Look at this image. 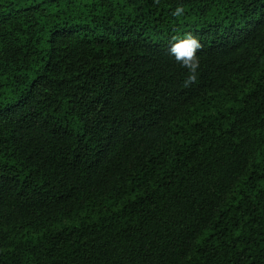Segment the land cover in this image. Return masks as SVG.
<instances>
[{"label": "trees", "instance_id": "obj_1", "mask_svg": "<svg viewBox=\"0 0 264 264\" xmlns=\"http://www.w3.org/2000/svg\"><path fill=\"white\" fill-rule=\"evenodd\" d=\"M0 264H264V0H0Z\"/></svg>", "mask_w": 264, "mask_h": 264}, {"label": "clouds", "instance_id": "obj_2", "mask_svg": "<svg viewBox=\"0 0 264 264\" xmlns=\"http://www.w3.org/2000/svg\"><path fill=\"white\" fill-rule=\"evenodd\" d=\"M180 9H177V13ZM198 43L192 39L188 38L185 41L176 43L172 48L171 52L175 54L177 61H180L182 66L187 67L190 71L194 72L197 65L193 60V53L196 48H198Z\"/></svg>", "mask_w": 264, "mask_h": 264}]
</instances>
